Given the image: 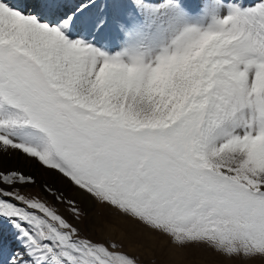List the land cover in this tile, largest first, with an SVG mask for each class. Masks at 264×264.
<instances>
[{
    "label": "snow or ice",
    "instance_id": "1",
    "mask_svg": "<svg viewBox=\"0 0 264 264\" xmlns=\"http://www.w3.org/2000/svg\"><path fill=\"white\" fill-rule=\"evenodd\" d=\"M73 189L264 264V0H0V264H137L60 213Z\"/></svg>",
    "mask_w": 264,
    "mask_h": 264
},
{
    "label": "rangeland",
    "instance_id": "2",
    "mask_svg": "<svg viewBox=\"0 0 264 264\" xmlns=\"http://www.w3.org/2000/svg\"><path fill=\"white\" fill-rule=\"evenodd\" d=\"M35 179L37 181V184L26 189L22 194L29 196V198H38L42 202L48 203L51 206V201L47 198L46 193L41 191L40 185L45 182L54 184V182L50 183L42 177H35ZM58 208L61 214H63L66 218L69 219L70 222H73L81 229L82 235H87L92 240L110 241L119 244L123 251L137 260V264H168V257L166 252L168 251V246L173 244L167 236L152 232L135 220L122 216L117 211L110 209L104 205L98 204V206L96 207L95 216L97 222L93 224L88 220L87 210L81 207L80 208L82 211V215L78 218V220L73 219L70 214V210L66 209L63 204H60ZM109 226L110 228L111 226L115 227L113 228L115 229V231H117L116 238L109 236L107 237V235H105L106 230ZM128 226L130 228H128ZM99 230H103V235L102 233L100 234ZM147 230L150 231L152 236L155 237L154 243L153 241L149 242V240L145 238V233ZM125 239L126 241H124ZM127 242L130 245L132 243L131 248L135 250V252L128 251V246L126 245ZM179 249L181 250L182 255H184L183 258L185 264H229V262L222 261L221 257L207 248L192 247Z\"/></svg>",
    "mask_w": 264,
    "mask_h": 264
},
{
    "label": "bare ground",
    "instance_id": "3",
    "mask_svg": "<svg viewBox=\"0 0 264 264\" xmlns=\"http://www.w3.org/2000/svg\"><path fill=\"white\" fill-rule=\"evenodd\" d=\"M4 160V167L5 169L9 168V167H12V168H17L19 169L20 171L23 170L24 172L34 176V177H42L44 179H46L48 182H54L55 186L57 188H64V185L57 179L55 178L52 174L50 173H46L43 169H41L37 164H35V162L33 161H28L26 159H24L23 157H19L18 155L16 154H12L11 156H5L3 158ZM53 179V180H52ZM67 194L71 197H74L76 198L78 201H79V207L87 210V214H88V220L90 221V223H95L97 222L96 220V216H95V209L96 207L98 206V204H93L91 201H88L86 199H82L76 192L75 190H68ZM119 213V212H118ZM117 218V217H116ZM117 220V219H116ZM118 221V220H117ZM116 221V222H117ZM125 225V224H124ZM131 225V224H130ZM114 226H110L108 227V229L106 230V234L107 237H113V238H116L117 237V231H115V227L113 228ZM128 228H130L128 226ZM118 229V228H116ZM102 231V232H101ZM99 230L100 234L102 233L103 235V230ZM119 232V230H118ZM105 233V232H104ZM134 233H137V232H134ZM133 233V234H134ZM121 234V233H119ZM118 234V235H119ZM104 235V236H105ZM137 235V234H135ZM120 237V236H119ZM125 237V236H124ZM135 237V236H134ZM145 238L147 240H149V242H152L154 243V240H155V237L152 236L151 232L150 231H146L145 233ZM126 241V239L124 240ZM128 241V240H127ZM171 244V243H170ZM126 245L128 246V251L129 252H135V250H133L131 248L132 246V243L131 245L127 242ZM168 251L166 252L167 253V257H168V264H185V261H184V255H182V252L179 248H177L174 244L173 245H170L168 246Z\"/></svg>",
    "mask_w": 264,
    "mask_h": 264
}]
</instances>
